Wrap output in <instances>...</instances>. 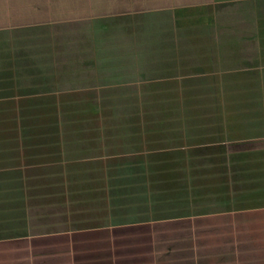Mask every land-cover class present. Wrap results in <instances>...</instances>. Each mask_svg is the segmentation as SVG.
Wrapping results in <instances>:
<instances>
[{
  "label": "rangeland",
  "instance_id": "rangeland-1",
  "mask_svg": "<svg viewBox=\"0 0 264 264\" xmlns=\"http://www.w3.org/2000/svg\"><path fill=\"white\" fill-rule=\"evenodd\" d=\"M229 9H222L220 23L201 22L194 16L190 22L177 24L175 34H156L155 24H145V30L135 34L120 30L103 34H29L24 29L16 34H0V68L6 67L8 59L14 64L12 89L0 91L14 98L9 99L14 101H8L6 110L13 102L19 106L20 92L46 91L41 97H24L29 101L23 102L25 106L20 109L13 106L18 116H24L15 123L1 121L12 113L0 111V168H13L31 180L26 182L31 190V207L56 208L61 202L68 203L61 191H75L69 198L76 200L72 207L79 210L76 215L84 221L81 228L101 230L94 236L95 245L85 248L90 254H105L109 249V234L104 229L113 221L108 213V191L116 193L115 200L124 202L128 201L123 197L125 192L138 191L134 175L108 178L115 170L124 171L118 166L135 162L141 157L140 151L156 150L158 163L151 173L146 168L155 178L153 191L183 186L188 175L195 176L194 171L199 173L193 177L197 185L204 168L200 159L194 168L185 159V163L176 161L184 147L206 138L208 142L226 139L232 128H237L234 135L238 130L240 136L264 135V7L256 9V18H262L259 21L250 16L252 8L234 9L235 17L243 11L249 16L243 17L249 21L242 22L227 21ZM164 29L168 32L170 28L166 25ZM32 105L39 107L23 111ZM146 122L149 129L141 137L127 136L136 128L144 130ZM23 126L30 130L31 141L39 140L33 135L37 132L54 130L62 140L60 146L66 157L81 160L65 167V186L60 190L58 180L44 177H49L52 168L37 167L41 157L19 152L17 156L23 159L18 160L9 149L4 150V144L20 138ZM152 130L157 133L151 134ZM143 154L146 157L148 153ZM27 165L34 167L23 170ZM241 169L240 174L254 171V167L244 164ZM48 184L55 187L48 188ZM212 200H207L208 208L193 209L194 215L208 216L157 224L144 235L124 233L118 241L132 246L119 250L128 256L136 252L127 264H264V212L216 215ZM131 210L121 211L113 222L136 220ZM154 215L173 214L160 209ZM7 228L0 226L5 230H0L2 236L7 235ZM150 239L153 248L134 245L146 244ZM47 243L37 239L30 247L25 243L16 247L0 245V264H55L50 262L56 257L50 255Z\"/></svg>",
  "mask_w": 264,
  "mask_h": 264
},
{
  "label": "crops",
  "instance_id": "crops-1",
  "mask_svg": "<svg viewBox=\"0 0 264 264\" xmlns=\"http://www.w3.org/2000/svg\"><path fill=\"white\" fill-rule=\"evenodd\" d=\"M226 7L230 8L228 11L230 19H226L227 21L247 20L243 18L249 17L245 15V11L235 17L233 10L237 7L252 8L253 12L250 16L254 17V21H259L262 18L257 19L255 12L257 8L264 7V0H0V34L6 32L16 34L18 30L23 29L29 34H37L36 32L40 34H103L111 30H120L123 34H135L139 30H145V24L157 25L156 34H175L174 28L177 24L190 22L194 16L200 17L199 20L205 23L222 22L224 15L222 9ZM196 10L200 11L195 12ZM248 11L251 12L250 9ZM166 25L170 28L168 32L164 29ZM235 131L237 128L235 130L232 128L228 138H221L217 142H208L206 138L205 141L197 142V145L184 147L182 150L184 152L176 158V161L183 162L185 159L191 167L196 166L195 161L200 159L202 164L200 166L204 169L200 174V183L197 185L194 184L195 176L192 174L184 179L183 186L182 184H179V187L169 186L168 191H153L148 184L146 190L125 192L123 197L128 199L125 202L115 200L116 193L108 191L110 219L115 222L119 219L118 215L122 214L121 211H126L128 208L135 209V211L131 210L135 212L131 216L137 219L131 223H114L113 221L108 225L106 223L104 229L108 230L107 247L109 249L105 254L94 255L85 249L95 245L97 239L94 236L101 230L96 227L81 228V223L84 224V221L76 215L79 210L72 207L76 200L69 198L76 192L71 193L68 190L67 193L61 194L62 197H67L68 203L63 198L64 202L56 208L50 207V210H43L41 207H17L0 213V215H8L7 219L0 217V225L7 226V232L10 234L7 239H0V245L16 247L18 243H25L29 246L34 240L42 239L49 241L46 244L47 248H50L49 253L56 257L50 262L55 264L94 262L127 264L128 258L133 257L132 254L136 252L128 256L127 253L119 250L120 247L132 246L122 240L118 241L124 233L133 231V233L141 232L144 235L149 231L151 233L157 224L190 222L199 216L193 214V209L207 207L209 198L213 199L212 203H215L216 215L264 212V173H259L264 172V135L240 136V130L237 132L238 135L233 134ZM197 150H200V158L190 157V152ZM60 151V155H57L60 159H55L56 161L53 162L44 160L37 167L52 168L53 171L48 174L49 177L47 175L44 177L63 183L65 167L80 163L81 160L74 159L66 162L63 147ZM157 153L158 151L147 154L142 164L152 167L156 165ZM242 164L250 168L254 167V171H249L250 174L232 172ZM30 166L33 165L24 166L22 169L25 170ZM214 167L219 168L218 173L214 171L209 173ZM6 171L15 172L16 170L0 168V173ZM20 174L19 177L23 178L22 182L31 181L22 176V172ZM16 177V175L10 176V180H19ZM190 179H192L191 183H189ZM130 197L134 200L130 201ZM159 197L163 201H159ZM197 200H200L199 204ZM104 202L106 204L107 201ZM160 209L168 210L173 215L154 219L153 214ZM35 214L40 216L34 217ZM203 214L201 213L202 216L199 217L208 216ZM152 240L150 239L146 244L134 245H137L136 247L148 245L153 248ZM137 255L142 254L137 253Z\"/></svg>",
  "mask_w": 264,
  "mask_h": 264
},
{
  "label": "trees",
  "instance_id": "trees-1",
  "mask_svg": "<svg viewBox=\"0 0 264 264\" xmlns=\"http://www.w3.org/2000/svg\"><path fill=\"white\" fill-rule=\"evenodd\" d=\"M5 66L6 67H4L3 69L0 68L1 69L0 70V91H4V90L10 91L13 87L10 79L12 77L11 76V72H12L11 69L14 68V64L10 59H8L6 61ZM44 93H46V91L40 92V91H31L30 90V91L23 92V93L20 92V94H21V95H19L20 101H17L19 103L20 107L15 102L10 103V104L11 105L14 104L15 106H17V109H20L21 107L25 106V105H22L23 102L29 101V100H25L27 98H24V97H28V96H40L41 97V95H43ZM8 95L9 96H6L5 94H0V100H2L0 102V111L4 110V112H11L12 116L10 117V115H9L7 117V118L10 117L9 120L7 118H5L3 120L1 119V121H4L6 123H10V121H11L12 123H15L16 119L22 118L24 116L23 115L18 116L17 115L18 113L17 114L15 113L16 110L13 109L14 105L12 106V108L10 110H6L8 108L5 105L9 104L8 101H11V102L14 101V100H9V99H14L13 95L12 94H8ZM3 98H6V99H3ZM29 107L36 108L39 106H34V105L27 106L24 108L23 111H25V109H28ZM23 111L20 113L22 114ZM190 121H193V120H190ZM9 125H11V124H9ZM32 127H34V126H32ZM148 129H149V122H146L145 126H144V130H141L140 128H136L135 130L128 133L127 136L132 134L134 137L139 138L143 134H145ZM160 130H164V129H160ZM16 131L17 130H15V132ZM29 131L30 130H27L26 126L25 127L23 126L21 128V133H19L20 138H18V137L13 138L12 139L13 142H9L8 144H4V150L6 148L9 149L10 152L15 154L14 157H17L18 160L23 159V158H20L19 156H17V154H19V152H23L24 155L25 154L29 155L30 153H32L31 154L32 157L33 156H39V157H41L40 158L41 161L50 160L53 162V161H56L55 159H60V156H57V155L58 154L60 155V153H61L60 144L62 142H60V141H62V140H59L57 138V134L56 133L54 134V132H55L54 130L50 129L49 132H47V133L37 132V133L33 134L34 136L37 135L39 137V140H37V141H31V139L29 137L30 136ZM51 131H53V132H51ZM152 133H157V130H152L151 134ZM41 134H44L43 137L40 136ZM26 137L29 138L31 142H27ZM197 137H201V136L197 135ZM8 141H11V140H8ZM18 141H21V142L18 143ZM199 141L200 140H198L197 142H199ZM196 143H193L191 145H197ZM147 144L150 147V144L149 143H147ZM187 146H190V145H187ZM162 151H166V150H162ZM140 152H142V153L147 152L148 154H150V153H154L157 151L149 149V150H143ZM142 153L139 155L141 157L139 159L135 160V162H132V163L128 162V163L123 164L120 167L118 166V168H121L124 171L121 172V170H115V173H112V175H110L111 174L110 173L108 178H116L117 179V178L126 177V175L127 176H133L134 175L137 177V179H135V182H137V183H135V185L138 187V189L146 190L148 188V187H146V185H148V184L151 185V189H152V185L154 184L155 178L152 176H149L148 175L149 172L147 173V169H146V168H149L150 173H151L152 166H145L142 164L141 158L145 159V157H142ZM14 157H13V160L16 159ZM190 157L200 158V150L190 152ZM65 158H66V162H70V161L74 160L73 158H67L66 156H65ZM194 167H197V166H193L192 168H194ZM240 167H238L239 169H237V170H235L236 169L235 168L234 170H232V172L234 173L235 171H239V172L242 171V169L240 170ZM218 169H219L218 167H214V168H212V170L209 173H213V171L215 173H218V171H217ZM194 174H195V177H197L199 175V173L196 171H194ZM15 175L17 176L16 179H19V180L11 181L10 176H15ZM19 175H21L20 172H16V171L15 172L6 171V172L0 173V213L8 212L10 209L17 208V207H31L30 201L32 200V198L30 196V191H31L30 187L26 186V183L21 181V179H23V178H20ZM56 186L60 190V188L64 187L65 184H63L62 182H59L58 184H56ZM47 187L53 188V187H55V184L54 185L48 184ZM174 187H176V185ZM168 190L169 189H167L166 191H168ZM63 192L64 191H61V194ZM154 214H153V218L155 219L156 217ZM0 217L2 219H7L8 215L2 214V215H0ZM1 231H5V230H1ZM6 233H7V235H4V236H2L3 234H0V239H7L10 234L8 232H6Z\"/></svg>",
  "mask_w": 264,
  "mask_h": 264
}]
</instances>
